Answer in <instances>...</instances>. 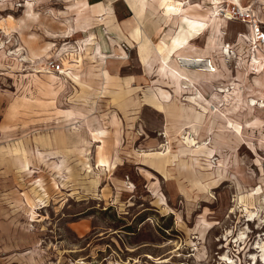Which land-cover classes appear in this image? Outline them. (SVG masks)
<instances>
[{
  "label": "rangeland",
  "instance_id": "374dc122",
  "mask_svg": "<svg viewBox=\"0 0 264 264\" xmlns=\"http://www.w3.org/2000/svg\"><path fill=\"white\" fill-rule=\"evenodd\" d=\"M187 1L226 19L211 43L229 57H202L206 78L228 66L211 114L194 91L167 94L160 56L145 68L116 26L131 16L123 0H98L99 16L94 0H0V264H264V43L237 41L245 24L223 15L235 1ZM237 3L264 32V0ZM156 8L131 23L153 45L174 28ZM100 33L104 53L89 54ZM150 151L167 152L163 175Z\"/></svg>",
  "mask_w": 264,
  "mask_h": 264
},
{
  "label": "crops",
  "instance_id": "0c3cea01",
  "mask_svg": "<svg viewBox=\"0 0 264 264\" xmlns=\"http://www.w3.org/2000/svg\"><path fill=\"white\" fill-rule=\"evenodd\" d=\"M123 1H124V4L126 5V8H127L128 12L130 13L131 16L128 18L122 19L120 26L119 25H116V26H117V29L120 33L128 31V32H131L135 35L136 40L139 39L137 42L138 47L136 48V52L143 59V61L145 63V68L148 71L152 70L150 68L153 65V63L156 61L155 58H157V56L162 55L161 57H163L165 60L167 59V62L169 64H171V63L173 64L172 59L173 58L175 59V57L178 55L179 56V60H178L179 63L177 64V66L180 69V72L185 74L187 77H189L195 83H198L199 84V85L197 84L198 87H201L203 90L208 91V93H210L212 95L215 91L212 88L211 84L214 81L220 80V76H222L219 74L220 72H222L223 75H224V73H228V66L226 64L227 62H224L223 60H221L223 70L217 71L216 74L214 76H212V78H209L208 83L203 85L199 82V80L201 81V79H205L206 76L196 74V71L198 69L196 68L197 69L196 70L195 66H191L192 62H188V61H193V60L199 59L204 54H207L211 49H212V51L213 50L215 51L218 49V52H220L221 47L226 46L225 44H223V45H221L220 49H219V47H217V49H214L213 47H216V45L211 43V41H212L211 38L215 37L216 35L218 36L219 34H221L222 33L221 28H224V24L226 23L225 22L226 19H222L221 21L218 20V21H220L218 23L216 20H214V17L212 16V12H215L216 8L219 6L213 5L212 0H210V4H212L214 7L210 8V10L208 12L204 13V15L202 14V15L198 16V15H193V14H190L187 12V10L189 8L188 7L189 1L185 2V0H172V1L171 0H160V1L159 0H157V1L156 0L155 1L154 0H123ZM233 1H235V3L238 4L237 0H233ZM97 2H98V0H94V2L92 3V5H91L92 8L90 9V13L96 14L97 16H99L100 13L102 14V7ZM148 4H154L157 7L156 9L161 11V16L163 17L162 19L170 21L171 25L174 26V28H171V29L168 28V30L165 33V35L163 36V38L158 40V42L155 45L151 44L149 42V40L147 39V37L144 36L143 34H141V31L139 30L140 28L138 26V23H136L137 27H134L131 25L132 21H134L136 19L140 20L142 12H143L144 8L146 7V5H148ZM87 5L85 4V2L82 3L83 7H87ZM177 9L180 10V13H178ZM173 14H179V16H176ZM189 18H191V19H189ZM213 23H215V25H212ZM130 25L132 27H130ZM245 27H246V33H243L244 35L243 34H236L237 35L236 36L237 41L240 39H244V38L246 39L247 35L250 33L249 28L246 25H245ZM100 31H101V28H100ZM210 31H212V32H210ZM206 37H207V39H209V45L207 46L208 51L205 50L206 49L205 48V49H203L204 52H202V49L199 48V43H200L199 41L202 40L203 38H206ZM94 38H95V42H94L95 45L89 49V54H92L91 49L94 47L97 49V51L99 53H101V54L104 53V49L102 47V45H104V44L101 43V33L99 35H94ZM133 39H131V35H130L129 44L131 47L133 46V43H134ZM192 45H193V47H192ZM189 49H192V50H189ZM123 54H124V52H123ZM184 55H192V56L195 55L196 57L194 59L190 58L188 60L187 57ZM205 57H207V56H205ZM156 62H157L156 64L158 67V60ZM174 64H176V63H174ZM213 65H215V64L213 63ZM173 66H174V68H176V65H173ZM218 66H219V64H218ZM224 69H226V71ZM186 71H191V73H189V75H187ZM156 73H157L156 76L153 75L154 78L159 77L160 79L167 80L168 81L167 84L171 85V86H169V88H167L169 90V91H167L168 92L167 94L170 93V94H173L175 96L177 95L175 93L174 86L181 94L183 93L185 95H188V94L192 93L190 91L187 92V91L181 90L179 83L174 80V82H175V85H174L168 76L162 77V75H160L158 69H157ZM169 79H170V81H169ZM227 98H228L227 95H224V99L222 100V101L225 100L224 106L227 103V100H228ZM200 104L202 106L205 105L203 102L199 101V105ZM191 105L195 106L194 104H191ZM195 107H196L194 109L195 111H198V109H200L198 105H196ZM147 157L148 156H143V158H142V156H140V158H142V160L145 162V164H147L149 166V168L153 169L156 173L160 172L163 175V172H161L159 169H157L156 165H155L157 163L158 164L162 163L160 158L152 159V158H149V157L147 158ZM169 164L170 163L167 164V167L169 166Z\"/></svg>",
  "mask_w": 264,
  "mask_h": 264
},
{
  "label": "bare ground",
  "instance_id": "6f19581e",
  "mask_svg": "<svg viewBox=\"0 0 264 264\" xmlns=\"http://www.w3.org/2000/svg\"><path fill=\"white\" fill-rule=\"evenodd\" d=\"M155 1V0H154ZM157 1V0H156ZM160 1V0H159ZM215 1V2H214ZM213 2H214V4H217V3H219V1H217V0H214ZM237 6L238 7H240L238 4H237ZM177 11H178V13H180V10L179 9H177ZM224 12V14L223 15H226V12H225V10L223 11ZM218 15V19L219 20H221L220 18H219V16H220V13L218 12V11H215V12H212V16L214 17V16H217ZM228 17V16H227ZM222 18H224V16H222ZM189 19H191V18H189ZM193 20V19H192ZM228 20H230V18L228 17ZM195 21V20H194ZM247 39H248V41H249V43L251 44V45H254V49L255 48H257V44H256V41H255V37H254V35L252 34V33H249L248 35H247ZM188 45V44H187ZM184 46V45H183ZM105 47V46H104ZM177 47V46H176ZM186 48V47H185ZM226 49V50H225ZM221 52H222V55H223V57H229V50H227V47H225V46H222L221 47ZM162 56V55H161ZM160 56V58H159V64H160V67H161V69H162V71H168L169 72V74H170V77L172 78L171 79V81L172 80H175L176 82H178L179 83V85H180V88H181V90H183V91H187V92H192V91H194V98H191V104H194L195 106L196 105H198L200 108L201 107H204V109H205V111H206V113L207 114H211L212 113V111L214 110V108H212L211 107V105H210V103H209V101H208V98L211 96V94L210 93H208V91H205V90H203L201 87H197L198 85L195 83V82H193V81H191L190 79H189V77H188V79L186 78V76H183V75H181L180 74V72L178 73V69L176 70H173V69H171L172 67H169V64H168V62H167V59L165 60L163 57H161ZM203 56H201L197 61H193V64L195 65V69L197 68L199 71H201L202 72V75H203V72H211L212 71V69H213V67H212V65H211V62H208L207 61V57H204L205 59H203L202 58ZM169 58V57H168ZM190 58V57H189ZM120 59V58H119ZM120 61V60H119ZM210 61V60H209ZM254 62H253V64L255 63V60H253ZM106 63V62H105ZM107 64V63H106ZM105 66H107V65H105ZM186 66V65H185ZM196 69V70H197ZM104 70V69H103ZM160 71V70H159ZM213 71H214V69H213ZM200 72V73H201ZM62 73V71H60L59 72V74H61ZM161 75H163V74H161ZM71 76V75H70ZM72 77V76H71ZM210 77H212L211 75H210ZM73 78V77H72ZM74 79V78H73ZM206 79H209V78H206ZM169 81H170V79H169ZM199 82L201 83V84H207L208 83V81L207 80H205V79H203V80H199ZM174 83V82H173ZM179 87V86H178ZM180 90V91H181ZM214 91H215V89H214ZM216 92V91H215ZM218 92H220V93H223V92H228V91H224V90H218ZM191 94H193V93H191ZM237 98V97H236ZM238 99V98H237ZM242 100V99H241ZM199 101L200 102H203L205 105H199ZM241 103H243V102H241ZM246 104H247V107L248 108H250V109H252V108H258V106L254 103V100L253 99H251V100H248V101H246ZM262 107V106H261ZM259 109V108H258ZM199 110V109H198ZM260 111V110H259ZM258 111V112H259ZM211 130V129H210ZM164 136H166V133L164 134ZM204 145H208V144H206V143H202V147L204 146ZM162 147V146H161ZM199 148V146L197 147V149ZM211 149V148H210ZM164 151V150H163ZM145 156H148L149 158H152V159H154V158H160V160L162 161V163H160V164H155L156 165V168L157 169H159L161 172H163L162 170H164L165 168H166V166H167V163L169 162L168 161V159H167V152H154L153 153V151H150V152H148V153H146L145 154ZM205 156V155H204ZM203 156V157H204ZM209 157H210V155H208ZM147 157V158H148ZM149 258H151V257H149ZM226 261V260H225ZM166 261H158L157 260V262H156V264H161V263H165Z\"/></svg>",
  "mask_w": 264,
  "mask_h": 264
},
{
  "label": "built area",
  "instance_id": "2783aa9c",
  "mask_svg": "<svg viewBox=\"0 0 264 264\" xmlns=\"http://www.w3.org/2000/svg\"><path fill=\"white\" fill-rule=\"evenodd\" d=\"M225 12L230 20L240 19V21L249 28L250 33H252L255 37L257 45L264 43V32L262 31L261 26L255 18L253 12H251L248 7H238L233 5ZM46 68L53 69L56 73L62 71L60 69V64H53L52 62H50Z\"/></svg>",
  "mask_w": 264,
  "mask_h": 264
}]
</instances>
